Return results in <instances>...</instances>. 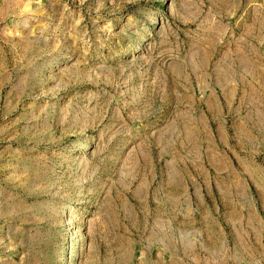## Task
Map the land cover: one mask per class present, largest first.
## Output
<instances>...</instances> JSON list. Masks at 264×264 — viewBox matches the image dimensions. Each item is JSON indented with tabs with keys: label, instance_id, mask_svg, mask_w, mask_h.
I'll return each mask as SVG.
<instances>
[{
	"label": "rangeland",
	"instance_id": "obj_1",
	"mask_svg": "<svg viewBox=\"0 0 264 264\" xmlns=\"http://www.w3.org/2000/svg\"><path fill=\"white\" fill-rule=\"evenodd\" d=\"M0 264H264V0H0Z\"/></svg>",
	"mask_w": 264,
	"mask_h": 264
},
{
	"label": "bare ground",
	"instance_id": "obj_2",
	"mask_svg": "<svg viewBox=\"0 0 264 264\" xmlns=\"http://www.w3.org/2000/svg\"><path fill=\"white\" fill-rule=\"evenodd\" d=\"M71 217L72 216V209H71V207H67L66 208V215L64 216V218H66V217Z\"/></svg>",
	"mask_w": 264,
	"mask_h": 264
}]
</instances>
